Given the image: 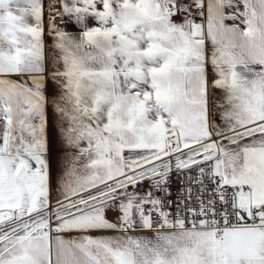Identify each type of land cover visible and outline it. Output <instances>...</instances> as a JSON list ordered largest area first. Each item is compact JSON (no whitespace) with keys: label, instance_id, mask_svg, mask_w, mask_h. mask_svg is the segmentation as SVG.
I'll list each match as a JSON object with an SVG mask.
<instances>
[{"label":"snow or ice","instance_id":"obj_1","mask_svg":"<svg viewBox=\"0 0 264 264\" xmlns=\"http://www.w3.org/2000/svg\"><path fill=\"white\" fill-rule=\"evenodd\" d=\"M0 264H264V0H0Z\"/></svg>","mask_w":264,"mask_h":264}]
</instances>
